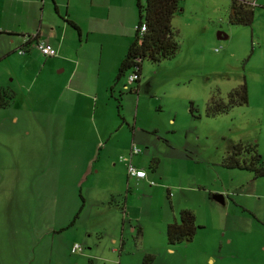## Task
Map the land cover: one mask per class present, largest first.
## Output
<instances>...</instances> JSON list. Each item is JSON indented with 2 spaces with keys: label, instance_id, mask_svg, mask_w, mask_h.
Returning <instances> with one entry per match:
<instances>
[{
  "label": "rangeland",
  "instance_id": "obj_1",
  "mask_svg": "<svg viewBox=\"0 0 264 264\" xmlns=\"http://www.w3.org/2000/svg\"><path fill=\"white\" fill-rule=\"evenodd\" d=\"M254 1L251 24H241L227 20L230 0H179L170 17L175 53L143 58L137 81L114 82L104 60L132 36L135 0H66L71 19L92 10L93 24L79 34L51 0H0V87L12 92L0 106L5 264L29 256L40 264H264V173L220 163L240 140L255 143L264 166V0ZM40 19L39 38L50 37L55 53L34 42L18 51L21 30L39 29ZM242 80L245 103L204 114L209 96L225 100ZM131 139L140 152L129 160L152 181L122 180ZM181 204L201 225L190 240L168 243L162 218L177 217ZM9 218L13 230L4 229ZM53 240L61 248L45 252ZM73 241L82 249L71 251Z\"/></svg>",
  "mask_w": 264,
  "mask_h": 264
},
{
  "label": "trees",
  "instance_id": "obj_2",
  "mask_svg": "<svg viewBox=\"0 0 264 264\" xmlns=\"http://www.w3.org/2000/svg\"><path fill=\"white\" fill-rule=\"evenodd\" d=\"M254 4V0H230L227 10L228 22L251 24ZM135 5L137 21L134 25L132 38L117 64L114 82L121 75L128 76L129 73L134 74L129 82L137 81L143 58L157 60L168 57L173 55L178 47L174 36L175 31L170 24V17L179 8V0H135ZM65 19L70 25L77 28L72 19ZM141 23L144 24L143 28H140ZM32 37L31 34H25L24 40L20 42L22 47L19 49L21 50L18 49V51L21 52L26 49L27 47L24 46L29 43L28 41ZM38 40L35 39V44ZM127 85L130 87L129 84ZM11 96L12 92L8 93L0 87V106L7 104ZM246 101L247 87L245 81L242 80L227 91L225 100L218 96H209L203 112L207 115H213L227 110L234 104H242ZM189 110L193 111L191 102H189ZM150 160L153 166L157 162L156 157H151ZM220 163L228 167L249 168L253 170L254 175L264 173V166L260 164V153L256 150L255 143L240 140L232 142L230 148L222 156ZM199 225L201 224L195 221L194 212L190 208L180 207L177 210V218L171 219L165 224L166 241L168 243L188 241Z\"/></svg>",
  "mask_w": 264,
  "mask_h": 264
},
{
  "label": "crops",
  "instance_id": "obj_3",
  "mask_svg": "<svg viewBox=\"0 0 264 264\" xmlns=\"http://www.w3.org/2000/svg\"><path fill=\"white\" fill-rule=\"evenodd\" d=\"M17 1H19V2H22V3H24V2H26V3H30V2H37V0H17ZM39 1V0H38ZM41 2L42 1H44V0H40ZM52 1V6L54 7V8H56L57 9V11H60L61 10V8H62V10H63V18H64V20L67 22V20L65 19V18H70V17H68V16H66V15H68V11H69V9L67 8V2H66V0L64 1V3H63V5H62V0H56V2L57 3H55L54 2V0H51ZM47 2H48V4H50L51 5V3H49V0H47ZM257 2H255V4H256ZM228 5H229V2H228ZM254 8V7H253ZM227 10H228V6H227ZM69 14H70V12H69ZM77 15V17L76 18H74L73 17V21L75 22V24L77 25V28H75L76 29V31H77V33L79 34L80 32H81V30H80V28L79 27H84V28H86L89 24H93L92 22L94 21V18H93V16H92V10H90V11H88V10H83V12H82V14H76ZM138 17V16H137ZM42 18V17H41ZM71 19V18H70ZM40 21V25H39V29H36V30H34L33 28H31L30 29V31H24V30H21L22 32H20L19 34H20V38H19V42H21L22 40H24V37H25V34H31L33 37L28 41L29 43H27V45L28 44H30L31 42H34L35 41V39H39V40H43V41H45V42H48V43H50V44H52L51 43V40L49 39L50 37H48V36H45L44 38L45 39H43V38H39V31H40V26H41V24H42V19H40L39 20ZM136 21H137V18H136ZM136 21L134 22V25H135V23H136ZM68 24H69V22H67ZM134 25H133V28H134ZM72 26V25H71ZM220 32H222L221 30H219L218 31V33H220ZM132 35H133V33H132ZM224 35H225V33H224ZM131 38H132V36H129L128 37V39L127 40H123L121 37H120V43L119 42H116V51L115 52H113V53H109L106 57H105V60H104V63L106 64V65H108L107 67H106V71H108V72H110L111 70L112 71H114V74H115V71H116V67H117V64H118V62H119V60H120V58H121V56L123 55V53H124V51H125V48H126V46H127V44H128V42L131 40ZM256 39H259V37H258V35H257V38ZM35 43V42H34ZM119 44V46H117ZM53 45V44H52ZM24 47H26V46H24ZM41 52V51H40ZM42 53V52H41ZM57 57H58V55H57ZM101 59V58H100ZM70 62H72V63H70ZM67 63H68V66H70L69 67V70H68V74H67V76H72V77H74V75H75V71H76V68H77V66H78V64H79V61L77 62V60L76 59H74V60H68L67 61ZM64 68V65H62V66H60L59 68H58V70H62ZM108 74V73H107ZM107 77H108V75H107ZM109 79V78H108ZM126 80V79H125ZM110 86V85H109ZM131 144H133V145H135L134 143H133V140L131 139V140H129L128 142H124L123 143V147H122V150L125 152V153H127V155H128V159L132 156V155H134V154H138V152H140V149L139 150H137V151H131L130 150V147H131ZM151 157H153V156H151ZM150 157V158H151ZM157 163V162H156ZM136 164V166H138V167H142V165L141 164H139L138 163V161H137V163H135ZM155 166H156V164L154 165V171H155ZM125 170H126V167H125ZM146 170V169H145ZM131 178H134V179H136V180H143V178H145V179H153L151 176H149V174H148V171L146 170V174L144 175V176H142V177H135V176H133V175H128L127 174V171L124 173V175H122V180H127L128 181V179L130 180ZM180 207H187V206H183V204H181V206L179 205L177 208H176V213H177V210H178V208H180ZM195 215V214H194ZM175 218H177L176 216H175V212L174 211H171V212H169V211H165L164 212V217L162 218V222H163V224L165 225L166 224V222L167 221H169V220H171V219H175ZM2 222L5 224V228L4 229H7V230H13V226H14V222L12 221V219H6V220H4V219H2ZM134 227L135 226H133L132 224H129V229L130 230H133L134 229ZM123 228V221H121L120 223H119V226H118V230H119V234H118V236L117 235H115V234H111V236H110V239H111V241H113V242H117V240H119V245H118V247H116V245L115 246H113V250H114V252H115V249H117V250H119V248L121 247V244H122V242H123V238H122V233H121V229ZM136 230H137V233L139 234V236L143 233V227H141V225H137L136 226ZM28 236H25V238H23L22 240H25L26 238H27ZM15 238H16V236H15ZM14 239V236L12 235V234H9V236L5 239L6 240V242L8 243V241H12ZM74 242V241H73ZM54 244H57V245H59L60 246V244L59 243H57L56 241H52L51 243H49L48 245L47 244H45L44 246H43V248H45V252H51L52 251V249H57V246L56 245H54ZM71 244L72 243H70V246H71ZM6 245V244H5ZM168 247V249L169 250H173V247L172 246H170V245H167ZM35 247H36V243H34V244H32L31 246H30V250L33 252L34 251V249H35ZM42 248V247H41ZM60 248H61V246H60ZM70 248V247H69ZM82 249V246H81V248L80 249H78V250H81ZM71 250V249H70ZM119 252V251H118ZM142 253H143V250H142ZM119 256H121L120 254L118 255V257ZM23 259H24V264H29V262H32V264H40V258H35V260H34V258L32 257V256H29V258H28V260L26 261V258H24L23 257ZM142 261H143V254H142ZM43 262V261H42ZM0 264H5V261H4V259L3 258H0ZM49 264H51V262L49 261Z\"/></svg>",
  "mask_w": 264,
  "mask_h": 264
},
{
  "label": "built area",
  "instance_id": "obj_4",
  "mask_svg": "<svg viewBox=\"0 0 264 264\" xmlns=\"http://www.w3.org/2000/svg\"><path fill=\"white\" fill-rule=\"evenodd\" d=\"M143 27H144V24L141 23L140 28H143ZM36 46L40 49L41 52H43L45 54L55 53V48L50 43L45 42L43 40H38L36 42ZM19 50H21V49H19ZM133 76H134L133 73H129L127 76L128 80L132 79ZM130 150L131 151H137V150H139V148H136L135 145L131 144ZM125 167H126V171H127L128 175H133L135 177H142L146 174L145 168L138 167V166L134 165L129 159H127ZM152 180L153 179H150V181H152ZM80 248H81V245L77 241L72 242V244L70 246L71 251L78 250Z\"/></svg>",
  "mask_w": 264,
  "mask_h": 264
},
{
  "label": "water",
  "instance_id": "obj_5",
  "mask_svg": "<svg viewBox=\"0 0 264 264\" xmlns=\"http://www.w3.org/2000/svg\"><path fill=\"white\" fill-rule=\"evenodd\" d=\"M219 35H223L224 36V33L220 32ZM212 197L216 198V199H220L222 200V194L220 192H213L211 194Z\"/></svg>",
  "mask_w": 264,
  "mask_h": 264
}]
</instances>
